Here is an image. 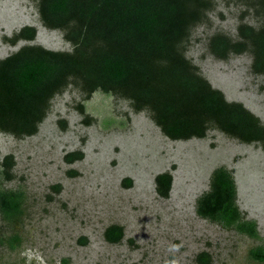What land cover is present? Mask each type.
<instances>
[{"label": "rangeland", "instance_id": "1", "mask_svg": "<svg viewBox=\"0 0 264 264\" xmlns=\"http://www.w3.org/2000/svg\"><path fill=\"white\" fill-rule=\"evenodd\" d=\"M201 22L190 28L184 56L228 103H239L264 127V75L251 71V55L214 58L208 40L236 39L239 23L259 27L264 12L250 0H209ZM36 0H0V60L22 46L67 52L61 33L42 27ZM256 9V10H255ZM22 27L31 42L4 39ZM82 106L83 113L79 107ZM80 152L67 164L63 156ZM11 156L8 177L0 167V193H15V217L0 212V264H264L249 256L264 248V153L208 128L202 139L171 141L146 111L123 99L93 92L84 99L72 83L49 102L36 134L13 138L0 132V161ZM227 170L241 217L255 224L256 238L198 217L196 200L210 174ZM169 173L166 198L154 178ZM122 229L109 244L104 230Z\"/></svg>", "mask_w": 264, "mask_h": 264}, {"label": "trees", "instance_id": "2", "mask_svg": "<svg viewBox=\"0 0 264 264\" xmlns=\"http://www.w3.org/2000/svg\"><path fill=\"white\" fill-rule=\"evenodd\" d=\"M43 28L58 31L70 51H49L22 46L0 60V132L19 139L37 132L49 102L69 83L84 99L100 91L129 103L134 112L146 111L164 137L171 141L202 139L210 127L243 144L258 143L264 153V127L239 103H228L210 87L198 69L184 56L189 30L209 10V0H36ZM264 12V0H250ZM255 9V10H256ZM35 29L22 27L4 39L31 42ZM209 53L225 60L229 54L251 55V71L264 75V19L254 28L236 27V39L215 34L208 40ZM83 113L82 106L79 107ZM80 152L65 154L70 164ZM12 158L0 161L8 177ZM155 192L166 198L169 173L154 178ZM15 193H0V212L15 217L19 210ZM198 217L256 238L255 224L244 220L235 204V186L224 168L213 170L208 189L195 202ZM122 229L111 225L105 242L115 244ZM264 262V248L250 251ZM195 261L208 264L206 253Z\"/></svg>", "mask_w": 264, "mask_h": 264}]
</instances>
